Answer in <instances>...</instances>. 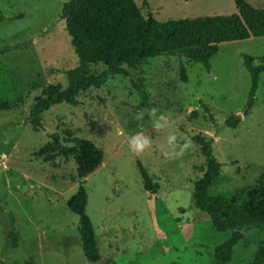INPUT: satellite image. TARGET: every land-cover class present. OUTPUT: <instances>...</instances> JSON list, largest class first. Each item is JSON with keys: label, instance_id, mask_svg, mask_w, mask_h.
<instances>
[{"label": "rangeland", "instance_id": "obj_1", "mask_svg": "<svg viewBox=\"0 0 264 264\" xmlns=\"http://www.w3.org/2000/svg\"><path fill=\"white\" fill-rule=\"evenodd\" d=\"M68 0H0V260L5 264H214L213 249L229 236L217 231L208 214L194 208L193 182L205 169L200 147L192 142L184 155L180 146L202 133L214 139L213 153L221 163L210 195H246L264 185V71L254 102L243 56L264 63V36L221 42L209 70L186 57L163 53L147 58L129 75H111L101 87L44 111L42 126L28 122L33 98L43 87L67 84V71L79 59L64 19ZM144 16L159 21L238 12L234 0H134ZM264 7V0H246ZM187 82L179 78V63ZM100 72L103 64H93ZM148 98L143 103L133 83ZM204 106L208 107V112ZM156 109V116L151 110ZM143 112V119L136 114ZM196 114L191 116V112ZM212 115V119H210ZM240 115L236 127L224 125ZM160 129L153 127V122ZM69 134L91 140L100 152L95 168L82 180L100 259L85 258L79 219L66 201L80 179L72 158L36 152L57 133L63 145ZM143 133L151 147L141 154L129 150L128 137ZM176 136L174 145L167 143ZM149 173L155 192L146 190L137 166ZM227 264H249L264 245V233L243 229Z\"/></svg>", "mask_w": 264, "mask_h": 264}, {"label": "trees", "instance_id": "obj_2", "mask_svg": "<svg viewBox=\"0 0 264 264\" xmlns=\"http://www.w3.org/2000/svg\"><path fill=\"white\" fill-rule=\"evenodd\" d=\"M146 0H143V4ZM238 12L230 15H204L191 18L159 21L150 13L144 16L134 0H68L62 4L59 18L64 19L70 42L79 59L76 67L67 71V84H50L35 96L29 108L28 122L34 129L42 126V114L52 105L62 102L77 105L79 92L91 87H101L108 77L115 74L129 75L128 68H136L144 60L163 53L186 57L189 61L201 63L210 68V59L216 54L218 44L249 37L264 36V7H254L246 0H234ZM0 9V22L3 20ZM264 60V58H263ZM244 66L250 76L249 99L245 113L252 107L254 94L258 87L260 73L264 63L254 64L253 58L245 54ZM103 64L104 68L96 73L91 65ZM179 78L187 82L185 66L179 63ZM140 83H133L144 103L147 92ZM8 102H0V109H9ZM206 112L208 107L204 106ZM196 112L192 111L191 116ZM212 119V115L209 117ZM241 121L240 115H231L224 125L236 127ZM192 142L200 147L205 158V169L200 178L193 182L192 203L194 208L205 212L217 231H229V236L215 245L214 264H227L234 247L243 238V229L256 227L264 233V185L259 184L241 194L210 195L209 189L220 173L221 163L213 153L214 139L202 133L190 136ZM63 145L57 133L51 134V140L41 147L37 156L50 157L54 154L72 158L76 173L80 179L77 191L67 201V208L79 219V237L85 258L89 261L100 259L94 228L85 208L88 195L82 185L83 178L91 172L100 159L95 144L86 138L67 132ZM143 186L155 192L148 171L136 163ZM0 264H5L0 260ZM249 264H264V245L255 253Z\"/></svg>", "mask_w": 264, "mask_h": 264}, {"label": "clouds", "instance_id": "obj_3", "mask_svg": "<svg viewBox=\"0 0 264 264\" xmlns=\"http://www.w3.org/2000/svg\"><path fill=\"white\" fill-rule=\"evenodd\" d=\"M157 110L152 109L151 110V115L153 117L156 116ZM144 113L138 112L136 114V118L138 120L143 119ZM153 127L160 129V125H158L155 121L153 122ZM176 141V136L175 135H170L167 138V143L169 145H174V142ZM152 144L151 139L148 136H145L143 133H136L130 137H128V145H129V150L133 153L136 154H141L143 153L146 149L150 148ZM192 141L190 139H185V142L183 145L180 146V151L179 153L174 154L175 156H182L186 152V150L191 147Z\"/></svg>", "mask_w": 264, "mask_h": 264}, {"label": "water", "instance_id": "obj_4", "mask_svg": "<svg viewBox=\"0 0 264 264\" xmlns=\"http://www.w3.org/2000/svg\"><path fill=\"white\" fill-rule=\"evenodd\" d=\"M245 112V109H244V111H243V113Z\"/></svg>", "mask_w": 264, "mask_h": 264}]
</instances>
